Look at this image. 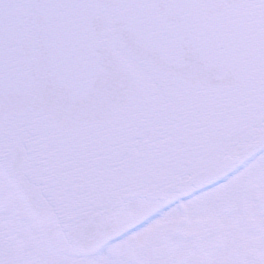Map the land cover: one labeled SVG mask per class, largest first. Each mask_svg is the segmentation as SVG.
<instances>
[{
	"label": "snow or ice",
	"instance_id": "obj_1",
	"mask_svg": "<svg viewBox=\"0 0 264 264\" xmlns=\"http://www.w3.org/2000/svg\"><path fill=\"white\" fill-rule=\"evenodd\" d=\"M0 264H264V0H0Z\"/></svg>",
	"mask_w": 264,
	"mask_h": 264
}]
</instances>
